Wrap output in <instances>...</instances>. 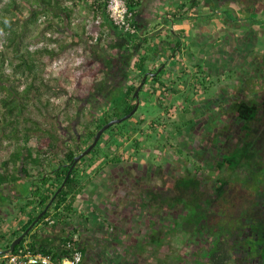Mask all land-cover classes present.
I'll return each instance as SVG.
<instances>
[{"label":"flooded vegetation","instance_id":"1","mask_svg":"<svg viewBox=\"0 0 264 264\" xmlns=\"http://www.w3.org/2000/svg\"><path fill=\"white\" fill-rule=\"evenodd\" d=\"M179 19L191 24L194 44L182 45L163 24L175 44L163 63L141 74L143 87L149 80L163 85L162 99L146 102L159 112L149 115L140 102L106 129L71 170L74 187H65L67 179L61 188L72 201L63 224L55 221L43 234L51 204L31 229L55 245L76 235L78 264H264V0L190 5ZM111 61L103 60L101 72ZM96 82L107 87L96 93L102 107L80 135L50 133V145L36 151L32 168L39 170L25 174L19 162L18 180L0 186L1 225L13 219L22 227L38 210L41 191L53 190L56 172L65 169L58 188L63 183L70 152L81 154L96 125L135 107L133 99L128 113L112 117L126 107L125 92L116 95L108 72ZM249 87L252 96L243 90ZM41 151L50 162L43 173Z\"/></svg>","mask_w":264,"mask_h":264},{"label":"rangeland","instance_id":"2","mask_svg":"<svg viewBox=\"0 0 264 264\" xmlns=\"http://www.w3.org/2000/svg\"><path fill=\"white\" fill-rule=\"evenodd\" d=\"M106 1L54 0L52 2L53 8L47 10L42 7V11L39 9V22L28 26L29 32L24 42L30 44L31 50L41 47L58 49L57 47L60 45L66 46V55H61L48 67L45 77L48 79L57 78L64 89V95L49 99L50 106L44 116L38 115L36 108L32 110V117L38 121L42 130H49V134L55 133L59 136L61 135L63 139H67V136H71V134L80 135L83 131L84 120L88 121L91 118H95L97 110L98 113L100 112L101 100H99L96 93L88 91L93 85L92 80L94 77V80L100 79L101 74L103 76V73L108 72L112 87L116 91V95L120 96L129 86L137 87L139 85L141 74L144 71L156 68L163 63V53L169 54L168 47L169 45L172 46L169 44L170 41L172 44H175L176 41L172 40V37H165L163 24L182 37V45L185 42H187L186 45L194 44L197 36L193 35L190 28L192 26L189 22L179 19L180 14L190 10V5L202 7L213 0H193V3L191 2L192 0H133L134 9L131 10V13L136 25V36L128 38L126 42H123V48L121 44L119 46L114 45L116 47H113L118 38H116L108 26L110 20L107 14ZM100 2L104 4L105 17L99 14L96 8ZM237 4L240 5V1ZM181 5L183 6L182 9H180ZM62 9L65 11L62 12ZM185 9L187 11H184ZM68 13L69 16H67ZM29 14L28 11H23L21 20L25 21L29 18ZM164 15L166 16L165 18H163ZM47 17L52 19L50 22L51 26L47 25L48 30L45 29L46 24L43 23V19ZM49 39L53 41L50 42ZM183 48L185 49V47ZM106 58H112L113 61H111L110 67H106L108 70L101 72V64ZM120 58H125V63L119 61ZM142 58H145V62L142 69L137 70L135 64ZM256 74L258 75V73ZM105 78L108 80L107 76ZM122 78L125 80L123 83H121ZM233 82H236V80ZM231 85L233 86L227 85V90L230 92L236 89L234 83ZM148 86H144V89L142 88L143 91H140L138 94L139 103L142 102L140 103L141 105L146 104V110L142 107L139 109H143L149 115L154 116L159 110L146 102L148 100L154 101L155 99L161 100L163 85L161 83L157 85L155 81L149 80ZM117 90L120 92L117 93ZM243 90L248 91V95L250 96H252V93L254 94L253 91L250 92L252 90L250 87L248 89L243 88ZM82 104L92 105L84 106ZM148 114H144L145 117ZM92 127L93 125L88 128ZM42 137L41 132L34 133L27 144V147L32 150L33 156H36L37 149H43V145L39 141ZM0 142L1 163L3 160L8 159L15 145L13 141L2 140ZM44 152H39L45 155L42 173L50 168V164H48L50 163L48 161L49 156ZM26 168L30 174H35L39 170L36 167L32 168L29 164L26 165ZM38 212V210H35L34 214ZM45 221H47L45 222L47 225H42V228L43 234L47 235L52 231L54 228H52V224L57 220L51 219V221ZM62 224L58 223L55 227ZM20 227L18 221L10 219L7 224H0V236L11 238L12 233L18 232ZM44 235L40 237H44ZM71 236L74 239L76 235L72 234ZM3 245L4 241H0V247Z\"/></svg>","mask_w":264,"mask_h":264},{"label":"trees","instance_id":"3","mask_svg":"<svg viewBox=\"0 0 264 264\" xmlns=\"http://www.w3.org/2000/svg\"><path fill=\"white\" fill-rule=\"evenodd\" d=\"M53 1L54 0H0V141H13L15 145L8 159L0 163V186L8 183H15L18 180L16 170L19 162H23L24 168L22 170L25 174H27L26 165L29 164L32 166L37 164V155L33 156L32 150L27 147L34 133L41 132L43 137L39 141H41V144L44 146H49V143L52 141L49 130H42L38 121L32 117V110L36 108L37 114L44 116L48 112L50 106L49 99L64 95V89L57 78L48 79L45 77L48 67L61 55H66V46L60 45L57 47L58 49L41 47L31 50L30 44L25 43L24 39L29 32L28 26L39 22V11H42V7L47 10L53 8ZM132 1L133 0H127L129 11L134 9ZM96 8L98 9V13L105 17L104 4L100 2ZM23 11H28L30 13L29 18L25 21L21 20ZM64 11L65 10L62 9V12ZM67 16H69V13ZM49 18L50 17L43 19V23L46 24L45 29L48 28L47 25L51 26L50 22L52 19ZM133 25L136 27L134 18ZM108 26L115 34L116 38H118V42L116 41L113 47L119 46L120 44L122 45L128 38L136 36L135 34L130 35L121 32L113 26L111 22L108 23ZM49 41L51 42L53 40L49 39ZM144 62L145 58L140 59L135 64V68L141 70ZM94 78L92 80L93 85L88 91L104 94L107 87L102 84L103 82H96ZM135 89L136 86H129L124 93L122 102L126 104V107L122 113H116L112 117H119L121 114H126L130 111L131 107L128 104L133 101L132 95ZM100 127L101 124L96 125L94 130L89 133L90 137H92ZM74 155L73 152H70L67 159L72 161ZM65 173V169L57 171V186H55L53 190L46 189L44 192L41 191V196L38 200V211L42 210L49 202ZM47 181L48 179H44L45 183ZM72 182L73 179L70 177L65 187H74ZM38 193L40 192L38 191ZM65 195V191H62L56 196L52 203V208L43 215V221H45V219L48 221L55 219L62 223L65 214H67L72 207V201L67 202V196ZM35 216L36 214L32 215L29 220L20 227L18 232H13L11 238L0 236V241H4V245L0 247V250L8 248L11 241L24 232L34 220ZM45 222L43 225H47ZM23 246H27L31 252L51 253L55 259H59L66 255L67 250H69L68 246L71 250L76 249V243L72 241V237L70 236L58 238V243L55 245L47 236L39 237L38 234L32 231L14 247L11 254L17 253L18 249ZM0 259H2V257H0Z\"/></svg>","mask_w":264,"mask_h":264},{"label":"built area","instance_id":"4","mask_svg":"<svg viewBox=\"0 0 264 264\" xmlns=\"http://www.w3.org/2000/svg\"><path fill=\"white\" fill-rule=\"evenodd\" d=\"M107 14L110 22L125 34L133 35L136 29L133 25L132 13L127 6V0H107ZM74 242V239H72ZM67 254L55 259L53 254L31 252L27 246L18 249L15 254H8L0 259V264H78L79 253L68 246Z\"/></svg>","mask_w":264,"mask_h":264},{"label":"water","instance_id":"5","mask_svg":"<svg viewBox=\"0 0 264 264\" xmlns=\"http://www.w3.org/2000/svg\"><path fill=\"white\" fill-rule=\"evenodd\" d=\"M155 75V74H154ZM154 75H151V76H154ZM145 78L146 76H144L141 80V82L139 83V85L137 86V88L135 89L133 95H132V98L135 99L136 101V105L135 107L133 108V110L125 115L124 117L122 118H119V119H116V120H113V121H110L108 122L107 124H105L102 128H100L94 135V138H93V142L92 144L87 148L85 149L81 154H79L78 156L74 157L73 160H72V165L69 167L68 171H67V174L64 178V181L63 183L61 184V186L56 190V192L54 193V195L51 197L50 201L48 202V204L44 207V209L36 216V218L31 222V224L24 230V232L19 235L17 238H15L14 240H12V242L10 243L9 247L6 248V249H3V250H0V257H3V256H6L10 253L13 252V249L15 246H17L20 241L31 231V229L33 228V226L38 222V220L42 217V215L47 211V209L49 208V206L52 204V202L54 201V199L56 198L57 194L61 191V188L63 187V185L65 184L66 180L68 179V176L71 172V170L73 169L74 165L79 162L84 156H86L92 149L93 147L95 146V144L97 143L99 137L101 136V134L106 130L108 129L111 125H114V124H117V123H121L123 121H125L127 118H129L133 112L135 111L138 103H139V96H138V93L139 91L141 90V88L143 87L144 85V82H145Z\"/></svg>","mask_w":264,"mask_h":264}]
</instances>
